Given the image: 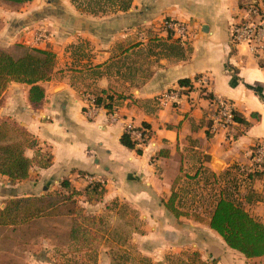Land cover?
Returning a JSON list of instances; mask_svg holds the SVG:
<instances>
[{
    "label": "crops",
    "instance_id": "obj_1",
    "mask_svg": "<svg viewBox=\"0 0 264 264\" xmlns=\"http://www.w3.org/2000/svg\"><path fill=\"white\" fill-rule=\"evenodd\" d=\"M76 1L33 0L20 9L0 5V49L23 44L57 56L39 106L29 102L26 84L10 83L3 94L0 124L15 125L38 145L26 150L34 162L30 178L12 184L0 176L5 184L0 195L7 200L43 197L69 181L86 206L88 178H94L105 190L95 203L98 212L136 211L134 222H120L129 227L125 241L136 245L134 257L143 263L264 264V256L247 259L229 248L209 227L210 216L197 212L204 222L177 218L167 208L175 192V207L193 215L185 210L190 200L181 181L209 174L220 184L221 177L235 176L241 182L236 202L264 224V175L250 178L264 171L253 170L250 157L264 142V59L231 44L242 0H132L127 11L117 0L99 13L88 10L87 0ZM165 20L187 24L189 42L169 36ZM41 32L47 39L38 42ZM182 80L191 87H181ZM173 91L178 104L164 99ZM103 92L120 98L114 99L116 117L106 108L86 113L85 97ZM213 99L231 102L250 126L235 122L228 130L214 129ZM144 124L152 137L137 145L143 151L138 155L121 138L128 125L142 130ZM43 220L48 218L27 226ZM24 246L29 247L23 251L31 258L28 264H46L42 257L50 250Z\"/></svg>",
    "mask_w": 264,
    "mask_h": 264
},
{
    "label": "trees",
    "instance_id": "obj_2",
    "mask_svg": "<svg viewBox=\"0 0 264 264\" xmlns=\"http://www.w3.org/2000/svg\"><path fill=\"white\" fill-rule=\"evenodd\" d=\"M33 0H0V5L12 9H20L26 3ZM77 2L76 0H73ZM87 8L93 13L103 11L106 4L115 5L117 0H87ZM132 6V0H122L120 7L127 11ZM57 56L50 50H40L23 44H16L11 50L0 49V106L1 99L10 83L26 84L29 89V102L33 106H39L45 99L43 83L52 79ZM181 87H191L189 80L179 82ZM102 96L96 97V104L99 108H106L112 112L114 108V96L103 92ZM120 98L115 99L116 103ZM256 118V116H255ZM235 122L249 127L250 124L244 118L235 114ZM145 135V144L152 137L151 127L144 124L142 127ZM121 144L128 149L136 150L138 155L143 151L137 149V143L132 140L126 132L121 138ZM37 141L24 131L18 129L9 122L0 124V176L6 177L12 184L26 181L30 178V171L33 167V160L27 157L26 150L37 147ZM50 159V158H49ZM263 172H254L250 178H260ZM58 194H48L43 197L34 198H11L0 208V228L20 229L41 219L58 212L61 207H76V197L83 194L76 191L69 181L61 184ZM105 190L101 184H91L85 191L87 200L91 196L99 201ZM178 194L173 195L167 203V208L177 217H193L196 221L204 222V219L197 212L193 215L183 213L175 207ZM83 210V209H82ZM84 212V211H82ZM209 227L218 233L227 246L245 256L247 259H257L264 256V224L255 219L242 205L229 198L225 193L220 194L217 204L214 206ZM81 226L74 223L70 237L76 241Z\"/></svg>",
    "mask_w": 264,
    "mask_h": 264
},
{
    "label": "rangeland",
    "instance_id": "obj_3",
    "mask_svg": "<svg viewBox=\"0 0 264 264\" xmlns=\"http://www.w3.org/2000/svg\"><path fill=\"white\" fill-rule=\"evenodd\" d=\"M220 179V184H216L215 177L207 174L196 182L181 181L180 184L185 190L184 197L190 200L187 201L188 206L185 210L193 214L198 212L204 217L210 216V206L212 203L217 204L221 191L235 201L241 199L239 197L241 182L237 177L227 176ZM4 186L5 184H0V189ZM60 191L62 189L51 195ZM95 199L91 196V200H87L88 204L83 206L82 200L76 197L74 200L77 201V209L69 205L70 207H61L58 212L49 215L48 220L32 226L14 230L0 228V264H28L31 258L23 252L29 249L28 246H24L26 244L30 245L31 249L50 250L49 257H42L47 260L46 264H99L100 261L102 264H107L108 260L110 264H145L140 258L134 257L137 256V247L125 241L130 230L120 222L121 219L124 222L127 220L134 222L133 219L137 217L136 211L127 208H110L111 210L100 213L95 207ZM6 201L7 199L0 195L1 209V205ZM236 203L240 204L239 201ZM75 221L81 224L76 242L70 237L72 224L74 225ZM90 233L92 235H89ZM2 240L6 241L2 242ZM106 252L111 256L100 257Z\"/></svg>",
    "mask_w": 264,
    "mask_h": 264
},
{
    "label": "built area",
    "instance_id": "obj_4",
    "mask_svg": "<svg viewBox=\"0 0 264 264\" xmlns=\"http://www.w3.org/2000/svg\"><path fill=\"white\" fill-rule=\"evenodd\" d=\"M240 15L237 22L230 30L231 44L245 47L253 56L264 59V0H242ZM164 28L172 38L183 43L189 42L190 32L188 25L174 20H165ZM38 42L47 39V33L41 32L38 35ZM199 84L202 82L199 80ZM164 99L170 103H179L177 91L164 95ZM87 103V114H92L99 109L96 104V97L89 95L85 97ZM215 112L211 118L214 129L228 130L235 124V114L233 104L224 99H213ZM109 110V109H108ZM109 113L117 116V108H113ZM126 132L138 145L145 144V135L140 129L132 125L126 127ZM251 161L254 164L253 170H264V142H259L251 151ZM91 184L95 183L94 178H88Z\"/></svg>",
    "mask_w": 264,
    "mask_h": 264
}]
</instances>
